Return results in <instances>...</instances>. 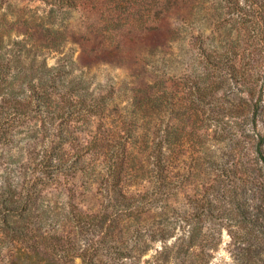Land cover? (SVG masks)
I'll use <instances>...</instances> for the list:
<instances>
[{
    "label": "trees",
    "instance_id": "16d2710c",
    "mask_svg": "<svg viewBox=\"0 0 264 264\" xmlns=\"http://www.w3.org/2000/svg\"><path fill=\"white\" fill-rule=\"evenodd\" d=\"M6 1L0 160L27 148L37 172L17 185L0 180V264H229L212 261L201 204L174 207L192 185L220 193L237 220L232 264H264V0L198 11L197 53L181 71L157 66L159 83L133 90L95 85L68 57L49 66L50 53L64 49L71 10L86 0H32L33 14L15 21ZM103 1L106 33L141 24L139 1ZM251 40L259 50L243 49ZM183 71L184 87L173 89L165 77ZM65 171L72 195L56 214L38 185ZM80 181L99 185L102 202L84 204ZM158 199V209L146 208Z\"/></svg>",
    "mask_w": 264,
    "mask_h": 264
},
{
    "label": "rangeland",
    "instance_id": "374dc122",
    "mask_svg": "<svg viewBox=\"0 0 264 264\" xmlns=\"http://www.w3.org/2000/svg\"><path fill=\"white\" fill-rule=\"evenodd\" d=\"M132 1H139L143 5L139 15L141 24L138 26L129 25L124 28L121 26L122 28L116 33H106L108 31V8L103 5V0L101 2L100 0H86L81 7L72 9L67 21L64 49L62 53H50L49 66L55 65L59 59L68 57L74 63L75 74L84 75L95 85L104 87L123 84L124 88L129 90L144 89L153 83H159L160 78H157L154 72L157 66L164 68L168 64L178 67V70L181 71L186 66V64H181L186 63V59L197 53L194 37L198 35V30L202 26L200 22L196 24L195 21L198 11L203 9L204 12L208 8L220 4L225 5L235 0ZM37 4H34L32 0H7L3 9L7 10L8 19L15 21L18 17H27L28 14H33V8ZM38 14L41 15L42 10H39ZM142 15L143 18H141ZM134 18L136 19V17ZM120 24L127 25L126 19H123ZM202 27L204 29L205 26ZM207 27L213 28V26ZM18 32L22 38L24 29ZM208 35L209 32L205 36ZM35 37L38 41L42 40L39 33H36ZM251 45L252 40L243 46V49L253 51L260 49L258 46ZM185 78V71L165 77L170 80V84H174L173 89L183 88ZM23 137L24 134H21L18 142L26 143ZM31 159V153L27 148L18 153L14 162L1 159L0 180L6 178L12 185H17L27 181L29 177H33L37 170L31 164ZM49 170L47 173L50 172ZM64 173L65 175L58 178L39 182L38 185L39 195L43 197L46 204L51 201L52 209L56 214L61 212L63 203L69 199L67 197L72 195L71 192L65 193L64 186L69 185L67 180L71 175H67L68 171ZM77 186H80L77 196L84 200V204L102 202L103 192L99 185H90L87 181H80ZM199 188L202 189V187ZM199 188L192 185L191 188L186 189V192L176 195L174 198L177 202L174 207L190 206L194 208L200 203L206 213L203 225L204 234L208 238L207 245L214 250L212 261H228L229 264H232L231 254L235 248L232 239L239 237L237 220L229 215L226 209L227 205L220 193H213L212 190L203 192L198 190ZM203 195L208 199L207 203L204 200V204L199 202ZM161 200L152 202L145 200L146 208L158 209L162 204ZM174 212L176 214L177 210ZM180 231L179 224L175 233ZM162 246L161 241L150 246L143 255L142 262L152 258ZM76 264H80V261L78 260Z\"/></svg>",
    "mask_w": 264,
    "mask_h": 264
}]
</instances>
